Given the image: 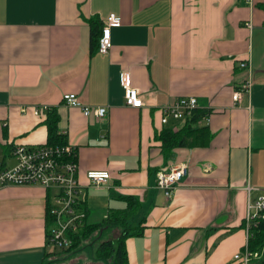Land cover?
Returning <instances> with one entry per match:
<instances>
[{"label": "crops", "instance_id": "1", "mask_svg": "<svg viewBox=\"0 0 264 264\" xmlns=\"http://www.w3.org/2000/svg\"><path fill=\"white\" fill-rule=\"evenodd\" d=\"M115 15L108 54L91 52L87 20ZM103 26V28H104ZM251 88L235 103L233 93ZM127 72L144 101L125 104ZM75 94L103 118L63 103ZM193 96L209 113L206 145L164 157L155 141L166 127L162 109ZM50 111L34 114V108ZM76 148L77 178L87 223L137 202L141 236L126 239L129 264H242L247 244L249 185L264 189V0H0V159L15 163L16 144L45 145L48 123ZM185 164L170 199L156 188V172ZM111 173L95 186L89 171ZM52 190L0 189V264H42L53 251L46 236ZM119 230L108 228L103 234ZM107 238L105 240H109ZM260 255L252 260H258Z\"/></svg>", "mask_w": 264, "mask_h": 264}, {"label": "built area", "instance_id": "2", "mask_svg": "<svg viewBox=\"0 0 264 264\" xmlns=\"http://www.w3.org/2000/svg\"><path fill=\"white\" fill-rule=\"evenodd\" d=\"M120 18L110 15L105 20V26L99 39L98 52L108 54L112 48L111 30L119 27ZM240 67L248 74L247 80L233 93V101L239 102L245 93L251 88L250 63L241 62ZM120 82L124 92L125 104L133 108H141L144 101L140 97L139 90L133 86L131 76L127 72L120 75ZM63 103L68 107L82 110L85 116L103 118L107 114L106 107H89L83 105L75 94L64 96ZM51 107L42 105L34 108L35 115H41L50 111ZM199 110L198 100L193 96L178 98L172 105L162 109L161 123L170 124V121L182 122ZM208 116L205 120H208ZM15 163L5 166L0 159V189L8 186H39L52 190L53 195L48 204L47 216L49 226L47 229V242L53 248L67 249L72 246V236L82 230L87 224V212L82 207L81 186L77 178V154L74 145H39L29 146L16 144L10 151ZM187 174V166L180 164L161 170L156 173V188L163 193L166 199H170L175 190ZM111 176L106 171H89L87 179L95 186L105 184ZM248 203L245 217L247 232V244L242 250L234 255L235 260L242 264H250L252 259L260 253H252L248 249V241L252 228L257 227L259 222H264V189L253 200L250 194L259 188L247 186Z\"/></svg>", "mask_w": 264, "mask_h": 264}, {"label": "trees", "instance_id": "3", "mask_svg": "<svg viewBox=\"0 0 264 264\" xmlns=\"http://www.w3.org/2000/svg\"><path fill=\"white\" fill-rule=\"evenodd\" d=\"M90 29V50L98 51L99 39L102 35L103 22L97 17L87 20ZM209 113L204 110H197L192 116L187 117L182 125L169 126L164 128L159 134H156L155 141L160 143L161 153L164 157L172 154L175 149L182 147H192L195 145H206L211 139V133L208 126L199 127V123ZM57 127L54 118L48 123V139L45 145H64L68 141L65 137L57 134ZM157 173V172H156ZM127 208L125 210L115 211L98 224H86L82 230L72 236L73 244L67 249L53 248V251L46 252L42 264H70L64 262L68 257L74 254L79 248L91 243V241L101 235L108 228H117L120 230L116 239L101 240L98 239L94 247V260L97 264H129L126 249V239L132 236H141L143 228L140 225H132L130 220L138 210L137 202L132 197H125ZM82 208L86 209V202L83 200ZM88 215V214H87ZM49 226V218L46 217V236ZM250 252L260 253L264 249V222H259L257 227L252 228L248 241ZM253 260V259H252ZM73 264V263H71ZM250 264H253L252 261ZM264 264V261L261 263Z\"/></svg>", "mask_w": 264, "mask_h": 264}, {"label": "rangeland", "instance_id": "4", "mask_svg": "<svg viewBox=\"0 0 264 264\" xmlns=\"http://www.w3.org/2000/svg\"><path fill=\"white\" fill-rule=\"evenodd\" d=\"M130 222L134 226L140 223L139 219H137V214L132 216ZM118 235L119 233L117 231L113 232L111 236L110 233L103 234L102 237L101 235H98L91 241V243L79 248L78 251L68 257L64 262H68L70 264H97L94 260V247L96 246L95 242L100 239V237L101 240H105L107 238L116 239ZM262 251V256L258 260H255L254 264H261L264 261V249Z\"/></svg>", "mask_w": 264, "mask_h": 264}]
</instances>
